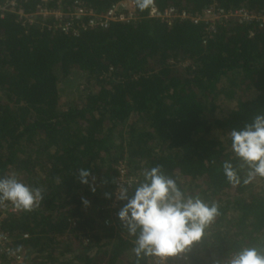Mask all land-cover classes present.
I'll return each mask as SVG.
<instances>
[{
    "label": "trees",
    "instance_id": "16d2710c",
    "mask_svg": "<svg viewBox=\"0 0 264 264\" xmlns=\"http://www.w3.org/2000/svg\"><path fill=\"white\" fill-rule=\"evenodd\" d=\"M10 1L0 0V178L15 176L43 197L0 220L23 264L149 263L119 218L104 224L121 158L138 178L129 195L158 166L186 194L217 205L190 264H227L246 246L264 254V177L249 178L229 135L264 114V26L235 21L208 32L189 18L148 16L151 4L193 16L213 3L259 12L264 0H134L135 19L76 34L61 27L76 1L103 13L120 0Z\"/></svg>",
    "mask_w": 264,
    "mask_h": 264
},
{
    "label": "clouds",
    "instance_id": "9594fccd",
    "mask_svg": "<svg viewBox=\"0 0 264 264\" xmlns=\"http://www.w3.org/2000/svg\"><path fill=\"white\" fill-rule=\"evenodd\" d=\"M229 135L233 153L250 169L249 178L264 177V114H257L243 127L233 128ZM223 169L230 182H238L230 162H225ZM88 176L87 169L81 170V183H87ZM42 198L39 188L29 187L15 176L0 178V201H10L15 208L30 211ZM116 198L124 201L117 216L135 237L133 252L137 258L142 255L166 258L185 252L194 242L202 240L205 229L218 215L216 204L186 194L158 166L143 172V179L131 195L128 187L121 185ZM227 264H264V254L256 247H241Z\"/></svg>",
    "mask_w": 264,
    "mask_h": 264
},
{
    "label": "built area",
    "instance_id": "2783aa9c",
    "mask_svg": "<svg viewBox=\"0 0 264 264\" xmlns=\"http://www.w3.org/2000/svg\"><path fill=\"white\" fill-rule=\"evenodd\" d=\"M76 7L73 14L68 15V20L61 25L63 30L70 29L73 34H76L80 29H94V28H106L112 22H128L136 18L135 2L134 0H120L117 3L109 6L105 12L97 13L94 9L88 8L82 5L79 1H76ZM11 5H14V0L10 1ZM40 14H47L44 8H40ZM51 13L61 17V12L52 11ZM148 16L153 18H160L170 22L171 19L189 18L194 23L203 22L205 29L208 32H215L218 25H226L232 22L251 23L255 22L258 26H264V10L254 12L247 10L246 8H234L224 9L216 6L214 3L208 5L200 14L189 16L182 11L177 12L176 9L170 7L164 11L159 10L155 5L151 4L148 10ZM76 19L75 25L72 28V22ZM114 187L113 194L109 201L102 205L101 208L108 210V217L104 220L105 225L113 223L117 218L118 202L116 193L119 192L121 185L130 187L134 185L138 178L135 173H132L126 161V158H121L114 164ZM18 209L10 201L0 202V220L7 213L16 212ZM75 220H70V226L74 227ZM26 235H24L25 237ZM81 242L87 244L89 238L87 236L79 237ZM11 239L6 231L0 228V255H5L8 259V264H23V256L16 252L15 248L10 244ZM193 245V244H192ZM192 245L185 252L179 253L171 257H158L151 255L148 264H190V251ZM1 264V260H0Z\"/></svg>",
    "mask_w": 264,
    "mask_h": 264
},
{
    "label": "rangeland",
    "instance_id": "374dc122",
    "mask_svg": "<svg viewBox=\"0 0 264 264\" xmlns=\"http://www.w3.org/2000/svg\"><path fill=\"white\" fill-rule=\"evenodd\" d=\"M65 85H66V87H67V93H66V94L69 93V95H72V93L74 94V93L76 92V90H75V89H77V80H76V79L73 80L71 83H66ZM78 88L81 89L80 86H78ZM65 96H66V95H65ZM65 96H63V98H64Z\"/></svg>",
    "mask_w": 264,
    "mask_h": 264
}]
</instances>
